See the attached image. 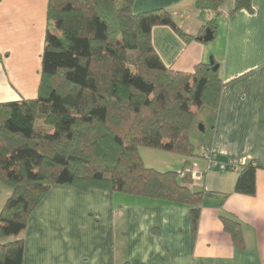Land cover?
Instances as JSON below:
<instances>
[{"label":"trees","instance_id":"1","mask_svg":"<svg viewBox=\"0 0 264 264\" xmlns=\"http://www.w3.org/2000/svg\"><path fill=\"white\" fill-rule=\"evenodd\" d=\"M227 1L196 0L195 7L218 14ZM252 1L233 0L230 13H252ZM134 2L48 1L38 95L0 103V182L12 190L0 213V264L23 263L20 235L57 185L189 206L197 232L203 193L193 192L194 178L183 173L193 164L160 172L144 164L140 149L197 157L192 131L200 123L192 108L217 109L219 70L210 63L193 73L165 66L152 31L167 26L185 41H200L207 30L215 37L217 16H200L201 31L190 35L171 12L135 14ZM256 173V163L243 165L235 193L254 196ZM221 220L234 245L244 248L239 222Z\"/></svg>","mask_w":264,"mask_h":264},{"label":"crops","instance_id":"2","mask_svg":"<svg viewBox=\"0 0 264 264\" xmlns=\"http://www.w3.org/2000/svg\"><path fill=\"white\" fill-rule=\"evenodd\" d=\"M48 1L0 0V103L38 95ZM195 2L135 0L132 11L165 9L190 35L201 31L200 16H217L215 37L208 43L185 41L167 26L152 31L157 54L172 70L193 73L210 58L220 66L223 88L217 109L192 108L198 122L211 127L210 136L205 129L198 136L200 125L192 131L195 150L200 139L203 149L190 159L140 149L149 168L179 172L190 162L200 174L190 185L203 193L197 232L189 206L57 185L20 235L22 264H264V0L252 1V13H230L229 0L218 14L201 13ZM208 147L215 148L220 161H235L238 168L209 171L201 157ZM141 151H155L158 160L152 163ZM250 162L257 165L256 194H236L242 166ZM11 194L0 182V213ZM222 216L239 222L244 248L234 245Z\"/></svg>","mask_w":264,"mask_h":264},{"label":"built area","instance_id":"3","mask_svg":"<svg viewBox=\"0 0 264 264\" xmlns=\"http://www.w3.org/2000/svg\"><path fill=\"white\" fill-rule=\"evenodd\" d=\"M202 153H203L202 158L206 161L207 169L209 171L215 170V169L224 171L228 168L230 170H235L236 168H238V163L235 161H230L229 163L220 161L218 159L217 151L213 147L206 148ZM183 173L191 174L194 179L199 178V175H200L194 166L192 168L185 169Z\"/></svg>","mask_w":264,"mask_h":264},{"label":"rangeland","instance_id":"4","mask_svg":"<svg viewBox=\"0 0 264 264\" xmlns=\"http://www.w3.org/2000/svg\"><path fill=\"white\" fill-rule=\"evenodd\" d=\"M204 110H209V109H207V108H205ZM203 112H206V111H203ZM206 123V122H205ZM200 125H202V127H203V129H205V133H206V135L207 136H210V134H211V127L207 124L206 125V127H205V125L204 124H200ZM38 128H41V127H45V129L47 130V131H49V126H47V125H45V124H43V123H38V126H37ZM203 131V130H202ZM194 132L195 131H193V134H194ZM196 132H197V134H198V136H204L205 135V133H203V132H201V129H200V127H197V130H196ZM196 134V133H195ZM193 140L195 139L194 138V136H193V138H192ZM203 140L202 139H200L199 140V143L197 142V146H196V151L197 152H200V150H202L203 148H201V145H202V143L204 142H202ZM201 148V149H200ZM147 150H152V149H147ZM148 152H151V153H148ZM159 153V152H158ZM141 154L146 158V159H148L149 161H151L152 163L153 162H155L156 160H158V155H157V153H155V151H141Z\"/></svg>","mask_w":264,"mask_h":264},{"label":"water","instance_id":"5","mask_svg":"<svg viewBox=\"0 0 264 264\" xmlns=\"http://www.w3.org/2000/svg\"><path fill=\"white\" fill-rule=\"evenodd\" d=\"M214 39V35L211 30H207L201 40L205 43L211 42ZM213 66V71H218L220 66L216 64L213 58H210L209 62ZM201 130H203L202 125L199 126Z\"/></svg>","mask_w":264,"mask_h":264}]
</instances>
